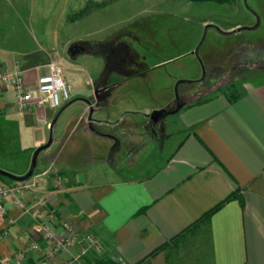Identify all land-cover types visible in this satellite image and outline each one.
Returning a JSON list of instances; mask_svg holds the SVG:
<instances>
[{
    "label": "crops",
    "instance_id": "1",
    "mask_svg": "<svg viewBox=\"0 0 264 264\" xmlns=\"http://www.w3.org/2000/svg\"><path fill=\"white\" fill-rule=\"evenodd\" d=\"M19 1L24 0H0V71L17 72L33 87L47 63L63 60L60 50L65 54L67 45L79 40L41 42L19 24L14 8ZM69 1L62 9L65 17L75 8ZM238 26L225 30L233 32ZM79 53L67 58L70 65ZM210 63L207 68L222 65ZM80 108L84 113L87 105ZM54 111L47 104L17 110L10 87H0V144L15 134L22 150L15 167L2 158L0 168L13 175L27 170L29 153L45 142ZM116 111L108 100L93 113L100 120L96 129L114 132L117 146L88 130L79 115L77 137L38 151L31 173L34 185L21 194L23 207L10 196L1 200L0 264H15L18 250H24V264H81V256L71 258L74 249L47 255L42 227L59 235L61 221L70 222L78 236L91 232L101 242L102 253L122 264H264V81H242L229 93L211 92L178 108L172 146L140 175L125 176L117 169L137 148L135 132L148 135L144 121H123L131 111ZM160 138L170 136L162 133ZM124 154L130 155L128 160ZM233 189L237 197L181 232ZM30 242L37 248L28 249ZM156 246L160 248L150 254Z\"/></svg>",
    "mask_w": 264,
    "mask_h": 264
},
{
    "label": "rangeland",
    "instance_id": "2",
    "mask_svg": "<svg viewBox=\"0 0 264 264\" xmlns=\"http://www.w3.org/2000/svg\"><path fill=\"white\" fill-rule=\"evenodd\" d=\"M71 1L76 3L75 8L66 17L62 9L70 3L69 0H24L22 3L19 1L21 7L23 4L21 9L18 3L14 8L20 15L19 24L41 42L63 44L74 39L97 42L106 38H119L143 54L148 67L160 64L147 69L143 76L127 78L110 97L109 103L114 106V111H119H116L117 114L124 110L131 111L123 116L122 120L126 122H143V114L162 104L172 93L174 86L176 89L192 88L188 83L184 84L186 80H198L203 76L201 86L207 88V77L203 72L208 69L210 61H219L225 66L233 60L232 55L236 56L245 49L255 50L260 44H264V0H228L224 3L190 0ZM66 18L76 19L68 21ZM235 24L244 28L233 32L225 30ZM62 52L61 49L63 60L56 63L60 66L61 78L67 86V100L76 97L72 94L74 92L87 98L91 94L92 82L102 68L101 58L89 53H79L70 65ZM206 59H209V63ZM251 66L255 67L252 63ZM242 73L234 79L239 77L244 82L264 81V75L257 73L247 77ZM219 75L221 78L224 73ZM239 82H234L233 87L223 86L222 90L211 92L229 93ZM67 100L54 108L53 115ZM81 104H84L83 101L75 100L59 111L52 126L48 148H53L58 142L61 146L66 145L77 137L82 125L75 119L81 115L84 121L87 112L85 110L83 113ZM96 115L92 112V117ZM175 118V113L165 117V130L162 133L170 138L155 141L145 133L135 132L134 142L137 148L132 158L128 162L125 160L126 165L117 169L118 173L125 176L140 175L158 164L174 142L177 131L174 127ZM92 126L101 127L97 123ZM69 127L72 128L67 132ZM172 131L174 133L170 135ZM47 134L46 126L45 140ZM34 148L29 153L27 165ZM21 152L14 134L6 145L0 144V165L2 158H7L10 161L8 165L15 167L20 162ZM124 155L128 160L130 155ZM4 181L9 179L0 176V183ZM73 249L75 248L67 252ZM102 252L87 253L100 255ZM72 256L74 260L80 258Z\"/></svg>",
    "mask_w": 264,
    "mask_h": 264
},
{
    "label": "flooded vegetation",
    "instance_id": "3",
    "mask_svg": "<svg viewBox=\"0 0 264 264\" xmlns=\"http://www.w3.org/2000/svg\"><path fill=\"white\" fill-rule=\"evenodd\" d=\"M241 27L243 26L237 28ZM73 43L74 45L70 47H68V44L64 50L67 58L74 56L76 52H80L97 55L102 60V68L92 84L99 79L97 89L102 88L104 97L95 100L91 88V97L88 98L91 104L96 102L97 107L106 103L113 92L122 86L127 78L143 76L147 69L160 65L155 63L148 67L144 55L131 48L124 41L119 40V38H106L97 42L77 41ZM232 56L233 60L227 65H212L203 72L207 77V88L204 89L201 86V78L203 76L198 79L197 83H188L192 87L190 89H176V86H174L172 93L164 99L163 103L155 107L164 106L165 110L154 125L148 126L147 117L144 114L143 128L148 132V135L156 140L161 139L160 137L165 127V117L171 114L168 111L169 109L180 108L197 99L206 97L212 90H222L223 86H232L236 81H244L239 80V77L234 79L235 76L242 72L247 77L254 76L257 73L258 75H264V44H260L255 50L246 51L245 49L236 54V56ZM251 63L255 66L254 68H252ZM221 72L224 73V76L220 78L221 75L219 74ZM184 84L187 83L184 82ZM96 94H100L99 90L96 91Z\"/></svg>",
    "mask_w": 264,
    "mask_h": 264
},
{
    "label": "built area",
    "instance_id": "4",
    "mask_svg": "<svg viewBox=\"0 0 264 264\" xmlns=\"http://www.w3.org/2000/svg\"><path fill=\"white\" fill-rule=\"evenodd\" d=\"M46 72L36 76L35 85L27 86L21 75L17 72L8 73L0 71V87H10L13 94V104L17 110L22 109L27 104L40 106L47 104L51 108H56L63 101L68 99L67 86L61 78L60 66L58 63L50 61L46 65ZM35 182L34 176L31 174L26 179L20 181H9L0 183V214L3 212L1 200L10 196L14 203L23 207L21 200L22 192L33 186ZM61 233L57 235L50 227L44 225L42 227L43 238L49 243V251L47 255L51 256L54 251H67L75 248V256H81L89 251L99 252L102 250V244L98 238L91 232H85L79 237L74 232L73 226L68 221H61ZM28 249H36L37 244L30 242ZM24 250H18L14 253V263H23ZM117 264H122L118 259H115Z\"/></svg>",
    "mask_w": 264,
    "mask_h": 264
},
{
    "label": "water",
    "instance_id": "5",
    "mask_svg": "<svg viewBox=\"0 0 264 264\" xmlns=\"http://www.w3.org/2000/svg\"><path fill=\"white\" fill-rule=\"evenodd\" d=\"M237 29L238 28H235L234 30H237ZM71 45H74V43L71 42L68 47H70ZM98 80L99 79L95 80L94 83L92 84V87H91L92 88V95H93L95 100L104 97V95H103L104 92H103L102 88L97 89ZM198 81L199 80H186L184 82L185 83H197ZM97 90H99V92H100L99 95L96 94ZM75 100H82L87 105V112H86V116H85L84 121H85V125L88 128V130H90L91 132H93L96 135L110 138L113 142L112 147L118 145L119 139L114 134V132H101L92 126L93 123H98L100 121V120L92 117V112L97 108V103L95 102V103L91 104L90 101L88 100V98L72 97L71 99H69L65 103H63L60 106V108L57 110L56 114L53 115V117L51 118L50 122L47 125V127H48L47 138H46L44 143L36 146L34 148V150L32 151L27 170L21 175H13V174L5 171V170L0 169V176H4V177H6L12 181H20V180L26 179L27 177H29L31 175L33 167H34L35 162H36V155H37L38 151L45 148L50 143L51 135H52V126H53V123L56 119L57 114L67 104H69ZM177 109L178 108H172V109H169L168 111H169V113H174ZM164 110H165V107L161 106L159 108H152L148 113H146L147 123H148L149 127L156 123V121L162 116V113L164 112ZM109 151H110V149H109Z\"/></svg>",
    "mask_w": 264,
    "mask_h": 264
},
{
    "label": "trees",
    "instance_id": "6",
    "mask_svg": "<svg viewBox=\"0 0 264 264\" xmlns=\"http://www.w3.org/2000/svg\"><path fill=\"white\" fill-rule=\"evenodd\" d=\"M190 1H195V2L212 1V2H216V3H223V2H226L228 0H190ZM9 181H12V180L9 179ZM233 197H237V193H236L235 189H233L230 192V194H228V196H226L222 201H220V202L216 203L215 205H213L206 212H204L199 218H197L192 223H190V225L187 226L186 228H184L181 232L190 229L191 227H193L199 221L206 220L207 217L213 211H215L216 209H218L225 201H228L229 199H231ZM159 248H160V246H156L150 252V254L155 253ZM80 259H81L80 260L81 264H117V262L113 258H111L107 254H103V253L100 254V255H95V254L94 255L93 254L90 255V254L86 253V254L81 255V258Z\"/></svg>",
    "mask_w": 264,
    "mask_h": 264
}]
</instances>
